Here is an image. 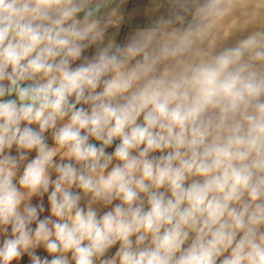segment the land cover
<instances>
[{"label": "clouds", "instance_id": "obj_1", "mask_svg": "<svg viewBox=\"0 0 264 264\" xmlns=\"http://www.w3.org/2000/svg\"><path fill=\"white\" fill-rule=\"evenodd\" d=\"M128 3L0 0V264H264V0Z\"/></svg>", "mask_w": 264, "mask_h": 264}, {"label": "crops", "instance_id": "obj_2", "mask_svg": "<svg viewBox=\"0 0 264 264\" xmlns=\"http://www.w3.org/2000/svg\"><path fill=\"white\" fill-rule=\"evenodd\" d=\"M148 3H149V0H129V3L126 8V12L130 15H129L128 21L123 26L121 37H123V35L131 31L132 28L138 25H143L146 22L145 17L142 14V9L146 7ZM46 136H48V143L51 146L53 144V141L49 134L46 133ZM118 142L119 141H116V143ZM114 148H115V144L111 148L107 149V151L112 152L114 151ZM13 154H15V149H13ZM35 155L36 153L35 151H33L30 154V158H34ZM44 199H45V203H47V197H45ZM36 202H38L37 198H33V203H36ZM44 215H47V213H44ZM112 251L114 252L115 249H113ZM37 252L40 255H46L43 249H38ZM13 264H17V262L14 261ZM19 264H29V259L27 255H25V257L19 262Z\"/></svg>", "mask_w": 264, "mask_h": 264}]
</instances>
